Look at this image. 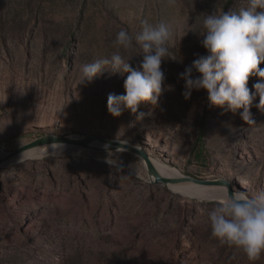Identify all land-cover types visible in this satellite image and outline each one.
Listing matches in <instances>:
<instances>
[{
	"label": "rangeland",
	"instance_id": "obj_1",
	"mask_svg": "<svg viewBox=\"0 0 264 264\" xmlns=\"http://www.w3.org/2000/svg\"><path fill=\"white\" fill-rule=\"evenodd\" d=\"M247 7L248 0H0V153L45 135L94 134L162 158L185 177L225 180L235 194L264 189V97L253 99L247 124L242 109L209 106L203 89L185 99L178 79L206 54L205 15ZM141 20L174 25L176 60L161 63L174 90L141 104L142 119L123 106L114 117L108 96L124 93L127 73L80 83L82 66L114 54L117 32L134 36ZM121 54L138 67L136 49ZM261 79L252 75L247 86L255 91ZM0 168V264H249L211 238L216 199L152 183L134 153L70 147Z\"/></svg>",
	"mask_w": 264,
	"mask_h": 264
},
{
	"label": "clouds",
	"instance_id": "obj_2",
	"mask_svg": "<svg viewBox=\"0 0 264 264\" xmlns=\"http://www.w3.org/2000/svg\"><path fill=\"white\" fill-rule=\"evenodd\" d=\"M174 4L175 0H168ZM260 11H257V10ZM203 39L200 41L206 50L190 66L178 74L184 81L182 96L190 98L192 91L203 89L209 106L218 107L235 114L240 111L241 119L251 124L250 106L258 95L264 97V69L258 65L264 62V0H248V7L236 11H223L220 14H206L203 19ZM174 37L171 21L160 20L150 23L141 20L140 30L133 36L121 28L113 41L117 51L110 57H102L82 66L80 83L92 82L105 71L124 75V93L109 94L108 112L118 117L122 108L137 114L141 104H157L158 98L173 86L165 84V73L161 63L173 59L169 42ZM136 49L141 59L133 68L121 51ZM252 75L262 78L249 89L248 80ZM2 131V130H0ZM215 199L216 205L208 212L211 238L217 246H228L241 252L249 264L264 255V189L254 194H229L224 182Z\"/></svg>",
	"mask_w": 264,
	"mask_h": 264
},
{
	"label": "water",
	"instance_id": "obj_3",
	"mask_svg": "<svg viewBox=\"0 0 264 264\" xmlns=\"http://www.w3.org/2000/svg\"><path fill=\"white\" fill-rule=\"evenodd\" d=\"M75 135H78V137H74ZM94 142H98L100 145H94ZM53 144H62V145H67L70 147H77L80 149L84 150H91V151H128L131 153H134L138 155L143 162L145 163L146 170L148 173V176L150 178V181L154 184H173V183H178L180 180L179 179H170V178H165L162 177L154 168L152 163L150 162V159L148 155L140 150L135 148L134 146L118 141V140H113L109 138H104L100 137L94 134H84V133H77L73 135H60V134H51V135H45L41 136L39 138H35L27 143H24L11 152H8L2 159H0V165L11 159L12 157L35 147L39 146H47V145H53ZM185 180L201 184V185H207V186H224L225 180H198L194 179L191 177H185ZM228 188V193L229 194H235L231 188L229 183L227 182V187Z\"/></svg>",
	"mask_w": 264,
	"mask_h": 264
},
{
	"label": "bare ground",
	"instance_id": "obj_4",
	"mask_svg": "<svg viewBox=\"0 0 264 264\" xmlns=\"http://www.w3.org/2000/svg\"><path fill=\"white\" fill-rule=\"evenodd\" d=\"M74 137H78V135H75ZM94 145H100V144L98 142H94ZM68 148H70V146L62 145V144H53V145L35 147L32 149L26 150L12 157L11 159L3 162L0 165V167L2 166L11 167L13 165L21 164L23 162L36 159V158H45V157H49V156L51 157L54 155H61V154L66 153V150ZM5 155L6 153H0V159H2ZM148 157L150 159V162L156 169V171L162 177L180 180L178 183H173V184L171 183L167 185V187H169L173 192L177 194L191 197V198L215 199V197L218 194H220L221 190L224 189V186H207V185H201V184H197V183L185 180L184 179L185 176L182 174V172L178 168L172 167L162 158H154L150 154Z\"/></svg>",
	"mask_w": 264,
	"mask_h": 264
}]
</instances>
